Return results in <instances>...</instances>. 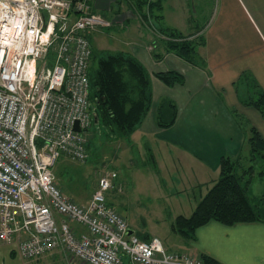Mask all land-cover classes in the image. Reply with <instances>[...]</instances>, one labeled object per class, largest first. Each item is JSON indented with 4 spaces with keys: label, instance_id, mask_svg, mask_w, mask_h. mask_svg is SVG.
I'll list each match as a JSON object with an SVG mask.
<instances>
[{
    "label": "built area",
    "instance_id": "2783aa9c",
    "mask_svg": "<svg viewBox=\"0 0 264 264\" xmlns=\"http://www.w3.org/2000/svg\"><path fill=\"white\" fill-rule=\"evenodd\" d=\"M112 25L87 0H0V246H15L25 259L62 247L85 264H205L167 251L158 237L128 235V221L107 201L117 173L101 176L85 206L57 184L63 157L88 158L90 33ZM70 222L88 235H77Z\"/></svg>",
    "mask_w": 264,
    "mask_h": 264
},
{
    "label": "crops",
    "instance_id": "0c3cea01",
    "mask_svg": "<svg viewBox=\"0 0 264 264\" xmlns=\"http://www.w3.org/2000/svg\"><path fill=\"white\" fill-rule=\"evenodd\" d=\"M217 1L216 18L205 31H197L194 25L196 0H168L162 13L164 26L185 35H204L206 45L200 53L206 61L205 68L165 53L164 37L134 15L126 0L87 1L91 13L102 15L113 22L112 27L119 25L130 34L129 41H125L132 43L134 48L115 53H128L138 59L150 75L153 90L152 107L142 125L127 140L114 141L118 146L116 150L122 142L123 145L119 151H114L109 164L113 167L110 172L117 173L118 181L116 178L115 186L107 193V201L117 210L123 208L128 213L125 182L119 180L120 167L142 172L140 167H146V162L140 163L149 160L151 166L146 167L149 169L146 174L160 184L153 193L155 198H179L176 193L166 191L169 179L181 187L178 195L188 193L191 196L192 214L218 180L223 157L244 160L249 157V132L244 121L264 138V116L254 107L242 104L236 91V82L247 74L254 77L264 91V0ZM104 12H109L113 18ZM132 21L134 28L131 29L132 26L127 25ZM118 39L119 44L124 42V37ZM169 71L182 74L185 83L170 87L156 77L158 73ZM164 99L171 100L177 107V118L170 128L157 124V111ZM68 161L63 157L55 169L66 174ZM56 181L68 198L82 206L89 204L95 192L94 185L91 192L69 189V193L67 186L59 183L58 175ZM187 211L179 212L182 214L178 216H185ZM118 212L128 221L129 231L134 235L142 239L158 237L169 252L208 256L219 264H264V222L228 227L212 221L198 229L193 240L173 231L175 237L169 239L149 232L136 233L125 214ZM56 218L59 222L64 220L57 214ZM70 225L77 235H88L86 227L75 222ZM14 247L0 246V264H17L12 253ZM30 260H33L31 264H85L73 261L62 247Z\"/></svg>",
    "mask_w": 264,
    "mask_h": 264
},
{
    "label": "trees",
    "instance_id": "16d2710c",
    "mask_svg": "<svg viewBox=\"0 0 264 264\" xmlns=\"http://www.w3.org/2000/svg\"><path fill=\"white\" fill-rule=\"evenodd\" d=\"M126 1L134 15L164 37L162 45L165 53L175 54L192 66L206 67L200 53L206 45L203 34L185 35L164 25H154L153 22L162 23L164 4L168 0ZM156 77L170 87L185 83L184 76L175 71L158 73ZM90 83L95 104L93 128L100 129L111 141L127 140L142 125L152 107L153 90L149 73L138 59L128 53L103 51L96 56L93 52ZM236 91L242 104L254 107L264 116V91L254 77L242 75L236 82ZM176 118L175 103L162 100L156 117L158 126L170 128ZM244 126L249 132V157L245 160L223 157L218 180L190 216L176 218L173 232L193 240L197 230L212 221L228 227L264 222L261 204H256L251 196L255 177L264 178V169L257 171L256 167L258 163L264 164V138L248 122L244 121ZM202 259L205 264H219L208 256H202Z\"/></svg>",
    "mask_w": 264,
    "mask_h": 264
},
{
    "label": "rangeland",
    "instance_id": "374dc122",
    "mask_svg": "<svg viewBox=\"0 0 264 264\" xmlns=\"http://www.w3.org/2000/svg\"><path fill=\"white\" fill-rule=\"evenodd\" d=\"M90 1L93 2V0ZM196 1V13L193 17L194 25L197 27V31H205L216 18L214 15L215 11L218 9V1ZM104 14H107L109 18H113L112 14L109 12H104ZM153 23L155 26H158L159 24L157 22ZM161 25H163V23H161ZM127 26H132L131 29L134 28V21L128 23ZM124 31L125 30H122L119 25H115L110 29H103L98 32L90 33V40L92 42L94 55L99 56L102 54V50L115 53L120 50L128 51L133 49L134 45L132 43H126L129 41L127 40V37L130 34L127 31ZM119 36L124 37V42L121 44H119ZM92 133L93 136L88 143V158L85 163L68 161L69 168L67 169L68 171L66 174H60L58 169H55L56 176L58 175L59 183L65 184L67 186L66 190L69 193H71V191H68L69 189L72 191L77 190V192L80 191V189H83L85 193L91 192L94 185L96 191L98 186L97 184L101 176L112 171L113 167L109 164L113 158V153L119 151L123 145L122 142L119 150H116L118 146H115L114 141L109 140L100 131V129L94 127L92 129ZM145 162L146 167L151 166L149 160H145L144 163L141 162L140 164H145ZM146 167H140L142 172H138L135 168L131 171L127 167H120L119 180L125 182L124 193H126L125 199L127 202L126 209L128 213H126L123 208L118 207V210L125 214V216L129 219V222L132 226H134L136 233L149 232L156 234L161 238L168 237L171 239L175 237V234L171 230L174 218L179 214H182L179 212L186 210L188 211L185 216L191 215V205L189 202L191 196H189L188 193L178 195L177 192L181 190V187L168 179L166 191L176 193L179 198L156 199L153 193L158 189L160 184L155 180H152L150 175L146 174L149 171ZM256 167L257 171H260L264 169V164L258 163ZM251 196L257 202L256 204H261V208L263 210L261 214L264 217V178L260 179L258 176L255 177L252 184ZM159 202L163 203L159 204ZM12 253H14L15 258H17V264H31V261H33L22 258L14 251Z\"/></svg>",
    "mask_w": 264,
    "mask_h": 264
},
{
    "label": "water",
    "instance_id": "95a60500",
    "mask_svg": "<svg viewBox=\"0 0 264 264\" xmlns=\"http://www.w3.org/2000/svg\"><path fill=\"white\" fill-rule=\"evenodd\" d=\"M76 130H77V131H79V128H78V127H76ZM132 234H133V232H132V231H129V232H128V235H132Z\"/></svg>",
    "mask_w": 264,
    "mask_h": 264
}]
</instances>
